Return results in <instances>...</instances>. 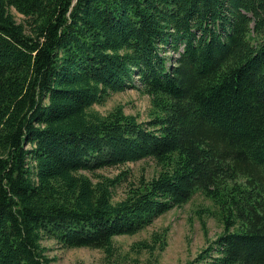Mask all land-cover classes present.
Instances as JSON below:
<instances>
[{
    "label": "trees",
    "instance_id": "obj_1",
    "mask_svg": "<svg viewBox=\"0 0 264 264\" xmlns=\"http://www.w3.org/2000/svg\"><path fill=\"white\" fill-rule=\"evenodd\" d=\"M129 88L147 120L93 108ZM147 157L121 200L87 173ZM197 192L224 230L187 264H264V0H0V264H52L45 238L111 258Z\"/></svg>",
    "mask_w": 264,
    "mask_h": 264
},
{
    "label": "rangeland",
    "instance_id": "obj_2",
    "mask_svg": "<svg viewBox=\"0 0 264 264\" xmlns=\"http://www.w3.org/2000/svg\"><path fill=\"white\" fill-rule=\"evenodd\" d=\"M12 11L18 21L24 20L23 14L15 8ZM119 104L124 106L126 113L136 115L140 120L150 118L151 96L142 89L129 88L114 92L105 103H97L93 108L106 114ZM159 170L156 160L147 157L87 173L94 180H98L100 174L114 178L120 176L121 180L113 190L114 201H117L125 198L130 189L139 184L141 178L150 179ZM223 230L219 208L212 199L197 192L187 203L164 213L147 228L135 234L115 236L114 255L111 258L106 256L103 249L64 247L51 238L43 239L42 244L46 247V253L53 258L52 264H187L199 252L209 247ZM144 241L154 244V250L142 246ZM211 254L203 264H213L216 254Z\"/></svg>",
    "mask_w": 264,
    "mask_h": 264
}]
</instances>
